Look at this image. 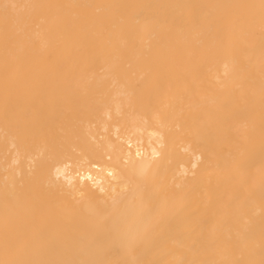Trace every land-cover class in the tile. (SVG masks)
Returning <instances> with one entry per match:
<instances>
[{
    "label": "bare ground",
    "instance_id": "obj_1",
    "mask_svg": "<svg viewBox=\"0 0 264 264\" xmlns=\"http://www.w3.org/2000/svg\"><path fill=\"white\" fill-rule=\"evenodd\" d=\"M261 4L0 0V264H260Z\"/></svg>",
    "mask_w": 264,
    "mask_h": 264
},
{
    "label": "snow or ice",
    "instance_id": "obj_2",
    "mask_svg": "<svg viewBox=\"0 0 264 264\" xmlns=\"http://www.w3.org/2000/svg\"><path fill=\"white\" fill-rule=\"evenodd\" d=\"M8 5H5L4 8H5V11H7L8 9ZM12 7H15L14 5ZM261 8H262V11H264V0H262V4H261ZM161 139L163 140V137H161ZM161 146L163 147V144H161ZM129 147H131V145L129 144ZM137 156H140L141 153L139 150H137V153H136ZM159 154L156 153L155 151L153 152V157L155 158L156 156H158ZM127 163V162H126ZM109 176H111L113 179H116L117 177L115 176V174L113 172H109L108 173ZM87 179H92L91 176L87 177ZM104 189H101V192H103ZM59 264H72V262L68 261V262H59ZM260 264H264V260H261Z\"/></svg>",
    "mask_w": 264,
    "mask_h": 264
}]
</instances>
